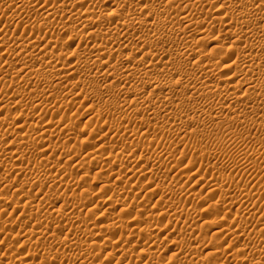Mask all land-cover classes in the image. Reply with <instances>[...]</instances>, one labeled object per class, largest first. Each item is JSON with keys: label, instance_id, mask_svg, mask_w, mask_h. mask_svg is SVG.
<instances>
[{"label": "bare ground", "instance_id": "obj_1", "mask_svg": "<svg viewBox=\"0 0 264 264\" xmlns=\"http://www.w3.org/2000/svg\"><path fill=\"white\" fill-rule=\"evenodd\" d=\"M75 1L0 0V169H3L0 182L4 184L13 177H24L23 185L20 183V188L14 190L11 197L17 198L15 208L29 222L33 214L44 209L52 211L58 203L61 206L56 207L58 210H53V214L45 215V218L38 217L37 222L35 219L32 230L19 229L18 233L23 234H17L18 237L30 239L40 230L41 233L51 232L56 237H52L55 240V253L52 252L53 248L44 245V251L48 252L47 255L52 252L53 257H45L47 255L44 253L39 264H62L61 254L63 257L66 254L65 261L71 262L73 256H69L74 253L77 254L76 257L74 255L75 264H87L89 260L93 261L101 255L105 256L103 260H110L108 264H120L124 260L128 264H264V232L259 230L262 218L256 221L255 225L260 227L258 230L256 227L255 232L253 228L249 230L250 224L249 228L247 224L243 225L247 221L253 223V216L245 218V215H251L255 204L252 202L253 193H246L245 187L242 190L236 188L235 191L240 193L236 200L235 197H229L232 196V187L239 188L235 176L209 178L201 175L200 170L193 171L194 161L184 168L175 161L170 163L172 167L167 173L174 172L177 181L195 180L196 184L195 181L193 184L196 186L192 184L189 189L181 186L174 189V184L165 187L155 184L152 179L146 183L138 181L137 185L130 184L137 173V178L145 177L151 163V171H154L166 165V161H172L165 152L154 153L155 158L152 152L149 153L148 149L155 145L156 139H151L154 136L149 138L153 128L160 129V132L166 128L167 134H176V140L178 135L179 139L185 138L186 133H189L187 129L191 128V132L195 125L201 126V130L217 128L220 132L224 131L222 134L226 133L223 134L225 141L234 147L249 139L247 137L252 131V134L258 131L264 137V0H80L78 2L81 5ZM107 4L109 8L105 7ZM212 8H215L213 12L218 11L217 14L211 12ZM18 20V25L21 22L26 24L25 32L28 30V36L24 39L21 37V40L16 36V45L9 44L10 47L8 43L12 39L7 38V28L11 23L15 25ZM215 25L222 28L214 31ZM18 27L17 30H20ZM64 31H68L67 36L64 34L67 37L65 43L79 38L77 47L72 51L68 50L69 46L65 48L62 40L59 41L63 36L58 39L62 35L60 32ZM210 34H214L213 38ZM215 41L219 42L216 46L213 44ZM204 42L215 47L208 50ZM136 53L140 54L135 57ZM14 58H17V62L12 64ZM57 92L61 94L59 100L55 97ZM77 99H81V102H76ZM87 102L94 104L88 106V110ZM74 103L82 108L84 106L85 114L87 111L88 116L90 114L83 122L85 127L82 126L86 133L89 128V137L79 139L75 134L74 124L79 122L77 116L83 112L74 111L70 114L74 110L73 106H77ZM75 108L78 110V106ZM47 110L52 111L51 117V112ZM3 111H12L15 115L13 118L3 116ZM55 115H61L60 119L54 121ZM29 118L35 121L30 120L34 123L33 128L23 131ZM103 130L113 136L109 135L113 141H107L111 138L102 135ZM160 132L159 139L163 137ZM74 135L77 141H81L67 145L74 140ZM117 137L127 141H122L121 145L116 144L114 138ZM193 137L195 139V135ZM180 141L185 142L183 139ZM177 144L179 146V142ZM201 145L195 148L192 144L194 154L201 159H214L217 150L212 154L213 150H204L207 146L203 149ZM87 148L93 152L89 153ZM241 148L239 151L235 148L237 153L229 151L227 156L224 155L228 159L226 165L258 177V173L264 172V143L251 149ZM136 153L140 154L136 156ZM6 159L12 161L8 167L1 163ZM219 162L208 161V167L218 168ZM94 165H100V171H94L95 178L98 176L96 180L99 175L105 179L101 172L108 170L112 173L108 175L109 178L124 182L121 188L124 190L120 193H117L120 188L117 191L114 188L107 190L109 185L104 183L108 187L100 185L98 192L101 196L98 194L95 197L96 193L92 198L87 196V168ZM137 165V170L133 172ZM114 166L119 169L113 171ZM250 179L246 183L251 182ZM263 180L262 183L258 181L261 185L252 183L254 188L258 186L256 190H264ZM199 184L204 185H201V190L206 189V195L203 196V191L195 189ZM9 185L15 186L11 183ZM154 185L155 188L151 190ZM45 186L52 192L43 194V199L35 202L33 189L40 192ZM135 189L146 192L145 200L141 192ZM131 191L136 193L129 197L128 192ZM107 193L110 196L106 198ZM158 193L160 195L154 201L155 205L148 206ZM136 194L142 198L135 204ZM121 195L124 197L119 198ZM170 196L178 199V207L168 199ZM213 196L222 198V205L209 204ZM4 197H0V206H6L8 202L9 198ZM93 198L98 200L94 201ZM129 199L131 202H127ZM88 202L93 203L94 207L87 210ZM195 202L199 205L201 203L202 207L208 204L204 208L206 211L198 212L197 206L192 211L189 208L190 215L186 212L188 208L182 211L186 205L191 207ZM179 204H182L181 210ZM245 204L246 208L249 204L252 209H245L242 206ZM100 205L107 207L103 208L102 213H97L95 210ZM114 206H118L120 212H128L129 216L134 213L137 220L135 217L132 220L126 219L128 215L121 218L112 214ZM233 207H243L246 213L240 214L238 210V215L229 220L227 212ZM34 210L37 212L34 213ZM205 213L211 217H223L219 220L215 217L205 220ZM88 214L95 215L93 221L87 220ZM164 220L168 222L166 225H162ZM179 223H183L184 231L178 229ZM169 225L174 231L178 229V236L197 234L194 240L198 246L188 245L182 237L178 241L171 240L168 247L162 249L158 241H165L166 238L160 239L159 234ZM8 227L11 226L5 225V231ZM209 231L219 241L210 238L209 242L206 239ZM241 240L243 245L239 244ZM36 247L38 249L30 247L32 252L28 251L25 258H22L21 250L16 247L17 251L14 250L10 257L15 264L34 261L35 257H39L37 251L41 246L37 243ZM69 251L73 253L69 255ZM166 252V258L163 259L162 255ZM118 255L122 258L119 259Z\"/></svg>", "mask_w": 264, "mask_h": 264}, {"label": "rangeland", "instance_id": "obj_2", "mask_svg": "<svg viewBox=\"0 0 264 264\" xmlns=\"http://www.w3.org/2000/svg\"><path fill=\"white\" fill-rule=\"evenodd\" d=\"M78 1H80V0H76L75 1V3H78V5L80 4V2H78ZM61 2V1H60ZM59 2V3H60ZM74 3V4H75ZM77 4H75V6H76ZM77 5V6H78ZM81 5V4H80ZM108 5V4H107ZM105 6V7H108L109 8V5L108 6ZM214 9L215 8H212V10H211V12L212 13H215V12H213L214 11ZM211 12H209V14L211 13ZM217 12L218 11H216V13L215 14H217ZM211 13V14H212ZM219 13H220V11H219ZM20 20V19H19ZM19 20L18 21H16L15 22V25H13L12 23L10 24V27L9 28H7L8 29V39L10 40V39H12V40H10V42L11 43H8V45L9 44H13V45H16V42L18 41L17 39H19V40H21L22 38L24 39V38H26L27 36H28V34H27V32H28V30H26V32H25V25L26 24H24V22H21V23H19L20 25H18L17 23L19 22ZM21 24H24V25H22V27H21ZM13 26V27H12ZM18 26H20V28L18 27ZM24 26V27H23ZM17 27H18V29H20V30H17ZM216 27V28H215ZM215 27H214V31L217 29V28H222L221 26L219 27V25H215ZM82 28V27H81ZM2 29V26L0 27V30ZM22 29H23V31H22ZM11 30H12V32H11ZM15 30V31H14ZM18 32H17V31ZM82 30H83V28H82ZM88 30V29H87ZM212 30V31H213ZM214 31L212 32V33H214ZM17 32V33H16ZM21 32V33H20ZM65 32V33H64ZM63 33L62 32H60L62 35H59L58 36V39L61 37V36H63V37H61L60 38V40L59 41H63V44L66 46L65 48L67 49V46H69L68 47V50H70V51H72L73 49H75L76 47H77V43H78V41H79V38H75V41H71V42H66L65 43V41H66V36H67V33H68V31H64ZM13 33V34H12ZM10 34V35H9ZM17 34V35H16ZM23 34V35H22ZM24 34H25V36H24ZM64 34H66V36H64ZM211 35V34H210ZM16 36H17V39H16ZM213 36H214V34H212L210 37H212L213 38ZM22 37V38H21ZM66 37V38H65ZM63 38H65V40L63 39ZM212 38H210V39H212ZM77 39V40H76ZM15 41V42H14ZM210 41V40H209ZM207 42V41H206ZM218 41H215V43H213L214 45L217 43ZM61 45H63L61 42H59ZM70 43V44H69ZM219 43V42H218ZM217 43V44H218ZM204 47L205 48H207L208 50H209V48L210 49H213V47H215V46H211V45H213V44H210V43H205L204 42ZM12 45V47H14ZM10 46V45H9ZM11 47V46H10ZM74 47V48H73ZM125 51H129V50H125ZM123 52H124V50H123ZM140 53H136L135 54V57L137 56V55H139ZM14 59H15V61H14ZM13 60H12V64L13 63H16L17 62V58H14ZM70 61H71V59H70ZM17 67H18V65H16ZM221 72V71H220ZM214 78H216V77H214ZM39 89H41V88H39ZM57 94V96H55L56 97V100L58 99H60L61 98V94H59L58 92L56 93ZM59 96V97H58ZM54 97V98H55ZM55 100V99H54ZM80 100V101H79ZM74 102V101H73ZM76 102H78V103H80L81 102V99H77V101ZM78 103H74V104H76L77 106H78V110H77V108H75V107H77V106H73L74 108V110L72 111V112H69L70 114L71 113H73L74 111L76 112V111H78L79 113H81V112H83V114H80L81 116H77L78 118H79V122L78 123H76V125L74 124V131H75V134L77 135V137L79 138V139H81V138H86V137H89L88 136V131H89V128H87V133H86V130H83L84 128H82V126H83V122L85 121V120H87V118L90 116V114H89V116H88V111L86 112V114H85V112L83 111V110H86L85 108H84V106H83V108L82 107H80V105L78 104ZM85 105V104H84ZM93 106L92 105V103L91 102H87V110H88V106ZM90 106V107H91ZM89 107V108H90ZM94 109H95V107H93ZM76 109V110H75ZM49 111V113L51 114V115H49V113H48V115H49V117H51L52 115H53V113H52V111L51 110H47V112ZM4 112L5 111H3V113L2 114H4ZM11 113H12V111H10ZM8 113V112H5V114L3 115V116H11L10 118H13V115H15V112H13L12 114L11 113ZM19 112V109L17 110V112L16 113H18ZM6 113H7V115H6ZM67 114H68V112H67ZM3 116H1V117H3ZM17 116V115H16ZM56 116V117H55ZM55 116H53L55 119H53L54 121H56V120H59L60 119V116L61 115H55ZM81 117V118H80ZM21 119V118H20ZM32 119V120H31ZM261 119V118H260ZM33 121L34 119L33 118H29V120L26 122V126H24L25 128L23 129V131H27L28 129H32L33 128V125L32 124H34L35 123V121H33V122H31V121ZM19 123V122H18ZM17 123V124H18ZM29 124V126H28V124ZM31 123V124H30ZM16 124V125H17ZM15 125V126H16ZM19 125H21V123L19 124ZM31 126V127H30ZM181 126H182V124H181ZM83 127H85V126H83ZM90 127V126H89ZM194 127H195V129L197 130H195V132H194ZM192 126V129L193 130H191V132L189 131L190 129H187L188 130V132L191 134V136H190V134L188 133H186V135H185V138L184 137H180V139L182 140L183 139V141H185V142H183V143H181L182 141H180V139H179V135H178V137H177V140H176V134H167V131H165L166 130V128H165V130L164 129H161V130H164V131H162V132H160V129L159 130H155V129H157V128H153L152 130H154L153 132L152 131H150V134H149V138H151V137H153V138H151V139H155V137H156V139L154 140V144L155 145H153L152 147H150L149 149H148V151H149V153L150 152H152L151 154H152V157L153 158H155L154 156V153L156 154V152H157V154H159V152H160V154L161 153H163V152H165V154H168V155H166L169 159H172V161H166V157L165 158H163V159H165V160H163L164 161V163H165V161H166V165H164V166H162V168L161 169H155L154 171H151V165H152V163L149 165V168L147 169V172H146V175H145V177H140V178H137V177H139V174L137 173V174H135V179H133V180H131V183L130 184H138L139 182L140 183H142V182H144V183H146L149 179H152V180H154L155 181V184H157V183H159L161 186H170V187H172V185H173V188L175 189V188H178V187H185V189H189V188H191L192 186H196L195 184H196V181L195 180H193V181H189V182H187V180H182V181H177V179L175 178L176 176H175V173L174 172H170V173H167V171L172 167V165L170 164L171 162H172V164L176 161V162H179L180 164H181V166H183V168L184 167H189L192 163L191 162H195V163H193L194 164V169H193V171L195 170H198V172H199V170H200V174L201 175H207V177H221L222 175H224V176H226V175H232V176H235L236 177V179H237V181L239 182V188L238 187H232L233 188V190H232V188H231V193H232V196L231 195H229V197L230 198H234L235 197V199L234 200H236L237 198H239L240 197V193L238 192V191H235V190H242V188L244 189V187H245V189L247 190L246 191V193L247 192H251V194H252V196H253V200H252V202L256 205H254V208H255V210H254V208L252 209L251 208V206L249 205V204H247L248 205V208H246L247 206H246V204L245 205H242V206H244V208L245 209H252L251 210V215L250 216H248V214H246L245 215V218H247V217H252V221H253V223H251V222H249V221H245L246 223H243V225H245V224H247L246 226H248V228H249V225L248 224H250V228H249V230H251V228H253L252 230H254V232H255V228L257 227V230L259 229L258 227H264V224H263V221H264V217H262V216H264V214H262V213H264L263 211H264V190L263 189H259V190H256V189H258V186L256 185L255 186V188H254V186H253V184L255 185L256 183L258 184V183H260V182H258V181H260L261 180V183H262V179H264V172H262V173H258L257 174V176L258 177H256L255 175L256 174H254V176H253V174H251V173H249V174H244V172H242V171H240V169H238V168H235V167H232L231 165H226L227 164V161H228V159H227V153H229V151H230V153L231 152H236L237 153V150L236 149H238V151H239V148H241L242 150H245V149H243V148H246V149H248V147H249V149H251L253 146L255 147V145L257 146L259 143H264V140H261V139H259L258 137H260V136H262V134L261 133H258V131H255L254 133H257V135L255 134L254 135V133L252 134V132H251V135H249V137H247V138H249V139H246L243 143H239V144H237V147L235 146L234 147V145H228L227 144V142L225 141V139H226V137H223L224 135L223 134H226V133H223L222 134V132H224V131H222V129H220L222 132H220L217 128H215V130L214 129H212V127H207V128H202V130H201V126H198V127H196V125L195 126ZM204 127V126H203ZM199 128V129H198ZM186 130V131H187ZM198 130H200L201 131V133H203V134H201L200 133V131L198 132ZM212 130H214V131H212ZM218 130V131H217ZM85 131V132H84ZM155 131H157V132H155ZM192 131H193V133H192ZM158 132H160V133H162V140L161 139H159L160 137H161V134H160V136L158 135ZM209 132V133H208ZM217 132V133H216ZM102 133V135L104 134L107 138L109 137V138H111V137H113L111 134H109V133H104V130L101 132ZM153 133H155V135L153 134ZM195 133V134H194ZM198 133V134H197ZM153 134V135H152ZM164 134V135H163ZM165 134H167V135H165ZM200 134V135H199ZM208 134V135H207ZM217 134V135H216ZM259 134H261V135H259ZM76 135H74V140H72V141H69L68 143H67V145H70V144H74V143H79L81 140H78L77 141V137H75ZM87 135V136H86ZM111 137H110V136ZM157 135V136H156ZM170 135H172V136H170ZM174 135V136H173ZM188 135H189V138H188ZM195 135V139H194V137L193 136ZM197 135V136H196ZM168 136V137H167ZM181 136V135H180ZM182 136H184V135H182ZM226 136V135H225ZM81 137V138H80ZM105 137V138H106ZM127 137V135H125L124 136V138H126ZM166 137V138H165ZM170 137H172V138H170ZM175 139H174V138ZM221 137H222V140H221ZM263 137V136H262ZM262 137H260V138H262ZM118 139H116V138H114V142H117L116 144H119V145H121V143H123L124 142V140H126V139H124L123 137V139L121 138V137H117ZM158 138V139H157ZM164 138V139H163ZM198 138V139H197ZM208 138V139H207ZM219 138V139H218ZM224 138V139H223ZM9 139H11V137H9ZM76 139V140H75ZM116 139V140H115ZM122 139V140H121ZM169 140V139H171V141L169 140V141H167V140ZM185 139V140H184ZM213 139H214V141H213ZM251 139V140H250ZM253 139V140H252ZM257 139V140H256ZM262 139H264V137L262 138ZM62 140V139H61ZM60 140V143L63 141H61ZM110 140H112V138L111 139H107V141H110ZM119 140H121L119 143H118V141ZM157 140V141H156ZM174 140V141H173ZM179 140V141H178ZM196 140H198V141H196ZM200 140V141H199ZM250 142H249V141ZM259 140V141H258ZM93 141H94V139H93ZM113 141V140H112ZM123 141V142H122ZM127 141V140H126ZM162 141H163V143H162ZM166 141V142H165ZM186 141H188V142H186ZM216 141V142H215ZM173 142H174V144H173ZM177 142H179V146H178V144H177ZM217 142H220V143H218V144H216ZM223 144H222V143ZM224 142L226 143V144H224ZM259 142V143H258ZM70 143V144H69ZM162 143V144H161ZM181 143V144H180ZM186 143V144H185ZM195 143H196V145H195ZM198 143V144H197ZM202 143V145H201V148H205L206 146V148H208V149H204V150H207V151H212L211 153L213 154H215L216 152V154H215V158L213 159V157H211V159L209 158V160H206L207 158V154L205 155V158L206 159H201V158H199L198 156H196V154H194L195 152V150H194V147L196 148V146L197 145H200ZM212 143V144H211ZM247 143V144H246ZM189 144V145H188ZM191 144V145H190ZM192 144H193V146L194 147H192ZM207 144V145H206ZM241 144V145H240ZM252 144H253V146H252ZM61 145V144H60ZM220 145H221V147H220ZM240 145V146H239ZM251 145V146H250ZM78 146V145H77ZM168 146H170V147H168ZM218 148H217V147ZM223 146V147H222ZM246 146V147H245ZM89 147V146H88ZM91 147V146H90ZM166 147H168L169 149H170V151H169V149L168 148H166ZM189 147V148H188ZM216 147V148H215ZM226 147H227V149H226ZM228 147L230 148V149H228ZM92 148V147H91ZM176 148V149H175ZM209 148H211V149H209ZM236 148V149H235ZM150 149H152L151 151H150ZM155 149V150H154ZM165 149H167V151L165 150ZM217 150L216 152L214 151V150ZM224 149H225V152H224ZM235 149V150H234ZM87 150H88V152L90 153V151H91V149H89V148H87ZM93 150V149H92ZM174 150V151H173ZM176 150V151H175ZM193 150V151H192ZM219 150V151H218ZM231 150H233V151H231ZM95 151V150H94ZM223 151V152H222ZM88 152H87V154H88ZM91 152H93V151H91ZM175 154H174V153ZM104 154L106 153V152H103ZM143 153V152H142ZM147 152L145 151L144 152V154H146ZM169 153L171 154H173V155H169ZM192 153V154H191ZM107 154H109V153H107ZM137 155L136 156H138V154H140V153H136ZM183 154V155H182ZM201 154H204V153H201ZM224 155H226V156H224ZM195 156V157H194ZM181 157H183V158H181ZM194 158V159H193ZM195 158H198V159H200L199 161H197L198 159H195ZM216 159V160H215ZM226 159H227V161H226ZM7 160V161H6ZM6 160H3L1 163H3L4 165H7L6 167H8V165H10V164H8V163H12V161H8V159H6ZM197 162H196V161ZM201 160H203V161H201ZM221 160V162H219V161ZM62 161V160H61ZM208 161L209 162H219L218 163V168H213V169H210L209 167H208V165H209V163H208ZM220 164V165H219ZM133 165V164H132ZM140 165V164H139ZM139 165H137L136 166V168H134L133 169V172H135L136 170H137V167L139 166ZM100 165H94L93 167H90V168H87L88 169V171H87V177H89V179H87V184L85 185V189L87 188V196L88 195H90L89 197H91L92 198V196L94 197V193H96L95 194V197L99 194V188H100V185L102 184L103 186H107V185H109V187H108V189L107 190H113V188H114V191H117L119 188V190L117 191V193L119 192L120 193V191L121 190H124V189H121L122 187H123V185H125L124 184V182L122 181H114L113 179H111V178H109V176L112 174V173H110L108 170H105V172L103 171V172H101V175L102 176H105V179H104V177L103 178H100V175H99V178H98V180H96L97 179V177L98 176H96V178H95V172L97 173L98 171H100V168H98ZM128 166H131V165H128ZM201 166V167H200ZM220 166V167H219ZM229 166V167H228ZM23 167V166H22ZM115 168H113V171H116V170H118L119 168H117V166H114ZM228 168V169H227ZM216 171H215V170ZM218 169V170H217ZM226 169V170H225ZM3 170V169H2ZM1 169H0V173L1 172H3ZM97 170V171H96ZM209 170V171H208ZM234 170V171H233ZM95 171V172H94ZM194 171V172H195ZM202 171V172H201ZM226 171V172H225ZM262 171H264V168L262 169ZM209 172V173H208ZM93 173V174H92ZM110 174V175H109ZM125 174V173H124ZM243 174H244V176H243ZM88 175H90V176H88ZM92 175H93V177H92ZM109 175V176H108ZM249 175V176H248ZM101 176V177H102ZM107 176V177H106ZM175 176V177H174ZM242 176V177H241ZM250 176H252V177H250ZM262 176V177H261ZM173 177H174V179H173ZM249 177V178H248ZM256 177V178H255ZM93 178H95V179H93ZM251 178V179H250ZM260 178V179H259ZM23 179H24V177L23 176H21V177H19V176H17V177H13L12 179H9L10 180V182H9V180L6 182V183H4L5 185L7 184V186H5L4 184H2V182H0V195L2 196V197H4V198H9V199H11V201H9V199H8V202H9V204H8V202H7V204H6V206H0V264H10V263H12V262H14V263H12V264H15V261L13 260V258L11 259V257H10V255L12 256V252L15 250V251H17V248L19 249V250H21V256H22V258L24 257L25 258V256L24 255H26V257L28 256L27 254H28V251H30V247L32 248H34V249H38L36 246H37V243L41 246L40 247V251L38 250L37 252H39L38 254H39V257H35L34 259L36 260H34V261H27L26 262V264H39L40 262H41V257H42V255L43 256H45V255H47V253L48 252H45L44 251V245H45V247L47 248H49V247H51V248H53V243H54V241L55 240H53V238L55 239L56 237L55 236H52V234H51V232H49V234L47 233V232H43L45 235L43 236V233H41V231L42 230H40V231H37L38 232V234H36L35 236H31V238L29 239L28 237L27 238H22V237H18V235L17 234H19V236H20V234H23V233H18V231H19V229H21L22 231L24 230H32V227H33V223H34V220L37 222V219H39L38 217H43V218H45L46 216H49V215H51V214H53L54 212H53V210H58V209H56V207H58V208H60L61 206L59 205V203L57 204V205H59V206H57L56 205V207L55 208H53V210L51 211V209H44L43 211H41L40 213H36L37 211L36 210H34V213H36V214H33V217L30 219V221L31 222H29V220H28V218H26V217H24L23 215L21 216V213L22 212H20V211H17L16 210V202H17V198L16 197H11V194L13 193V191L14 190H16V189H18V188H20V183L23 185V183H24V181H23ZM106 179H108V180H106ZM110 179V180H109ZM248 179H250L251 180V182H249L248 181V183H246L247 182V180ZM259 179V180H258ZM258 180V181H257ZM106 181H109V182H106ZM111 181V182H110ZM139 181V182H138ZM195 181V184H193V182ZM116 182V183H115ZM119 182V183H118ZM175 182V183H174ZM179 184H178V183ZM255 182V183H254ZM263 182H264V180H263ZM11 183L12 185L14 184L15 186H13V187H9V186H11V185H9V184ZM104 183H106L107 185H104ZM113 183H115V184H113ZM122 183V184H121ZM143 183V184H144ZM249 183H251V184H249ZM253 183V184H252ZM261 183L260 184H258V185H261ZM111 184V185H110ZM136 184V185H137ZM175 184H177L176 186H175ZM193 184V185H192ZM101 185V186H102ZM142 185V184H141ZM192 185V186H191ZM201 185H202V187L204 186L203 184H199L197 187H195V189H197V190H200V191H203V196L204 195H206V192H207V190L205 189L204 190V188H203V190H201L202 189V187H201ZM244 185V186H243ZM245 185H248V186H245ZM121 186V187H120ZM138 186H140V184L138 185ZM143 186V185H142ZM253 188H252V187ZM111 187V188H110ZM201 187V188H200ZM257 187V188H256ZM118 188V189H117ZM155 188V185L154 186H152V188H151V190H153ZM237 188V189H236ZM28 189V188H27ZM48 187L47 186H45V189H43V190H41L39 193L36 191V190H38V189H33V194H34V201L35 202H39V201H41L43 198V194H47L48 192L50 193V192H52L50 189H48ZM89 189V190H88ZM193 189V188H192ZM250 189V190H249ZM137 189H135V191H136ZM133 192V191H131V192H128V195H129V197H132V195H135L134 193H136V192H138V191H140L141 193L140 194H142V196H143V198H142V196L140 195V194H136L137 195V201H135L134 203L136 204L137 202H139L140 200H141V198L142 199H144L145 200V194H146V192L145 191H141V190H138V191H136V192ZM44 192V193H43ZM98 192V193H97ZM36 193H38V194H36ZM90 193V194H89ZM126 193H127V191H126ZM145 193V194H144ZM230 193V194H231ZM36 194V195H35ZM233 194H234V196H233ZM238 194V196H236V195ZM38 195V196H37ZM141 197H140V196ZM147 195V194H146ZM159 195H160V193H158V195H156L155 194V196H153V198H152V200H151V203L148 205V206H154L155 204V202L157 201V199H159ZM0 196V197H1ZM7 196V197H6ZM99 196H101V194H99ZM107 196L109 197L110 196V193H107V195L105 196L106 198H107ZM88 197V198H89ZM119 198H121L122 197V195L121 196H118ZM124 197V196H123ZM122 197V198H123ZM171 197V196H170ZM170 197H168V199L169 200H172V202L173 203H175L176 205H177V207H178V199L176 200V199H173V196L170 198ZM217 196H213L212 198H214L213 200H214V202H213V200H212V198H211V200H210V202H209V204H217V205H222V198L220 199V197L218 196L217 198H216ZM228 197V199H230ZM237 197V198H236ZM259 199H258V198ZM88 198H87V200H88ZM1 199V198H0ZM95 199L96 200H98V198H93V200L95 201ZM221 200V202L219 201V200ZM254 199H255V201H254ZM25 200L27 201V199L25 198ZM25 200H24V202H22V205L25 203ZM93 200H91V202H94ZM174 200L177 202H174ZM155 201V202H154ZM212 201V202H211ZM216 201H217V203H216ZM231 201V200H230ZM263 201V202H262ZM11 202V203H10ZM91 202H88L87 204H88V208H87V210L89 209V208H91L93 205V203L92 204H90ZM127 202H131V200L129 199ZM218 203H221V204H218ZM257 203V204H256ZM263 203V204H262ZM175 204H173V205H175ZM196 204V205H195ZM195 204L194 203H192V205H191V207H189V204H188V207H187V205L184 207V209L182 210L183 212H185V210L187 209V211L186 212H188V214H189V212L191 213V211L193 210L192 208L194 207L195 208V206H197V211L198 212H200V211H203V212H205L204 211V208L206 209V207H207V205H205L204 207H202V205H201V203H200V205L197 203V202H195ZM260 204V205H259ZM1 205V204H0ZM89 205H90V207H89ZM96 205V204H95ZM182 204H179V210H181L182 209V206H181ZM21 206V205H20ZM101 206V205H100ZM100 206L97 208V210H95L97 213L99 212H103V208H106L107 206H105V207H103V206H101V208H100ZM181 206V207H180ZM246 206V207H245ZM94 207V206H93ZM92 207V208H93ZM181 208V209H180ZM189 208H191L190 210H189ZM199 208H201L202 210H200ZM238 207H233V209H231V211L229 212L227 209H226V211H228L227 212V216H228V219L230 220V219H232V217H234V216H236V215H238V213H244L245 211H243V210H245L243 207H241V208H238ZM243 208V209H242ZM101 209V210H100ZM114 210H112L113 212H112V214L114 213L116 216L118 215V217H120L121 216V218H122V216H127L128 214V212H120V209H119V207L118 206H114V208H113ZM259 211H258V210ZM14 210H15V212H14ZM189 210V211H188ZM239 210V212L238 213H236L237 211ZM36 211V212H35ZM48 211V212H47ZM94 211V212H95ZM226 211H224L225 213H226ZM242 211V212H241ZM254 211V212H253ZM257 211V212H256ZM39 212V211H38ZM51 212V213H50ZM101 212V213H102ZM253 212V213H252ZM88 213V212H87ZM117 213V214H116ZM123 213V214H122ZM246 213V212H245ZM42 214V215H41ZM122 214V215H121ZM261 214V215H260ZM37 215H39V216H37ZM46 215V216H45ZM115 215H113V216H115ZM190 215V214H189ZM189 215H188V217H189ZM207 215V216H206ZM222 215V214H221ZM256 215V216H255ZM259 215V216H258ZM45 216V217H44ZM129 216V215H128ZM127 216V217H128ZM22 217H24V218H22ZM94 217H95V215L93 214H88L87 215V220L88 219H90L89 221H93V219H94ZM126 217V219H133V217H135L134 216V213H133V215H131V216H129L128 218ZM206 219L205 220H211V219H213V217H215L216 219H221L222 217H223V215L222 216H213V217H211V216H208V214H206L205 213V216H204ZM209 217V218H208ZM255 217V218H254ZM214 218V219H215ZM260 218H262V223H261V225L260 226H256L255 225V223H256V221H258ZM27 219V220H26ZM135 220H137L136 219V217L134 218ZM257 219V220H256ZM33 220V221H32ZM249 220L251 221V218H249ZM255 220V221H254ZM28 221V222H27ZM35 222V223H36ZM167 220H164L163 221V223H162V225H166L167 223ZM9 223V224H8ZM12 223H14V224H12ZM64 223H66V221L65 222H63V224ZM11 224V225H10ZM63 224H61L62 226H63ZM183 223H179V225L177 226L178 227V229H183V225H182ZM255 226H254V225ZM5 225H9V226H11V227H8V229H6V231H5V229H4V227H5ZM27 225L28 227H25V226ZM66 225V224H65ZM31 226V227H30ZM190 226H191V224H190ZM252 226H254V227H252ZM25 227V228H24ZM162 227V226H161ZM260 227V229L259 230H261L262 232H264V228L262 229ZM31 228V229H30ZM192 228H196V227H194V226H192ZM248 228H247V230H248ZM3 229H4V231H3ZM171 229V230H170ZM178 229L177 230H173L172 229V226H170L169 225V227H167L163 232H161V234H159L160 236V239L162 238V237H165L166 238V240L164 239V238H162V239H164L165 241H163V240H159L158 241V246H160L162 249H164L165 247H168V243L170 242L171 243V240L172 241H178L179 239L181 240L182 239V237H183V239H184V241L185 242H187V244L188 245H191L192 246V244H193V246H198L197 245V243H196V236H197V234H195V235H192V236H183V235H180V236H178V233H177V231H178ZM185 229H183L182 231H184ZM248 230V231H249ZM256 230V231H257ZM172 231V232H171ZM36 232V231H35ZM40 232V233H39ZM95 232H96V230H95ZM177 234H176V233ZM179 232V231H178ZM251 232H253V231H251ZM169 233V234H168ZM48 234V235H47ZM51 234V236H49ZM40 235V236H39ZM208 236V237H207ZM207 236H206V239L209 241V242H211L209 239L211 238V240L213 239V240H215V241H219V240H216V239H218V238H215L213 235H212V232L211 231H209L208 233H207ZM53 237V238H52ZM189 237V238H188ZM21 238V239H20ZM187 238V239H186ZM190 238L192 239V241L194 242H191V240H190ZM28 239V240H27ZM83 239H85L84 238V236H83ZM38 240V241H37ZM212 240V241H213ZM135 241V240H134ZM134 241H132L131 243L133 244H135V242ZM163 241V242H162ZM243 240H241V242H239V244L240 243H242V245L244 244V242H242ZM253 241H255L254 239H253ZM87 242H89V239L87 238ZM41 243V244H40ZM142 243L143 244H145V242L144 241H142ZM169 243V244H170ZM7 244V245H6ZM195 244V245H194ZM34 245H35V247H34ZM131 246H133V245H131ZM17 247V248H16ZM42 247H43V249H42ZM169 249H170V247H169ZM263 249V248H262ZM261 249V250H262ZM54 251V252H53ZM30 252H32V251H30ZM52 252L53 253H55L56 252V250L53 248V250H52ZM51 252V255L53 254ZM72 252V251H71ZM70 251L69 252H67L69 255H70V253H71ZM172 252V251H171ZM43 253V254H42ZM44 253H45V255H44ZM59 253H61V251L59 252ZM73 253V252H72ZM168 252H166L165 254H163L161 257L164 259V258H166V254H167ZM263 253H264V249H263ZM67 254V255H68ZM76 253H74V255H75ZM49 255V254H48ZM48 255L47 256H45V257H48ZM51 255H49V256H51ZM65 255L66 254H64V257H65ZM74 255L72 254V255H70L69 257H71V256H73V258L71 257L70 259H71V262H69V261H65V258L63 257V255L61 254V256H60V258L62 257L63 259H61V262H63L62 264H67L68 262V264H70V263H74L75 264V262L76 261H74ZM77 256V254L75 255V257ZM119 257V259L120 258H122V256L121 255H118ZM10 257V258H9ZM51 257H53V255L51 256ZM160 257V259H162ZM37 258V259H36ZM98 258V259H97ZM96 259H97V261H96V259H94L93 261H92V259L91 260H89L88 262H87V264H89V263H92V264H100V263H102L101 261H103L104 263L103 264H108L109 262L108 261H110V260H103V258H105V256H102L101 255V257H97ZM101 258V259H100ZM73 259V260H72ZM162 259V260H163ZM10 260H13V261H11L10 262ZM183 260H185V259H183ZM40 261V262H39ZM74 261V262H73ZM57 264H59V263H57ZM120 264H128L127 263V261H122ZM132 264H136L135 262H133ZM137 264H140L139 262L137 263ZM228 264H230V263H228Z\"/></svg>", "mask_w": 264, "mask_h": 264}]
</instances>
